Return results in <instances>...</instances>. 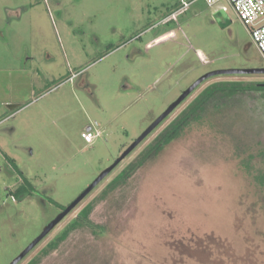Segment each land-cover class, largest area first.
I'll return each instance as SVG.
<instances>
[{
	"label": "rangeland",
	"instance_id": "rangeland-1",
	"mask_svg": "<svg viewBox=\"0 0 264 264\" xmlns=\"http://www.w3.org/2000/svg\"><path fill=\"white\" fill-rule=\"evenodd\" d=\"M0 0V264H10L199 77L264 69L229 5L202 0ZM202 83L20 264H264V113L209 103L160 134L217 83ZM217 104V103H216ZM9 106H16L11 110ZM90 127L100 136L86 144ZM27 179L35 195L15 198ZM88 210L92 227L72 222Z\"/></svg>",
	"mask_w": 264,
	"mask_h": 264
},
{
	"label": "trees",
	"instance_id": "trees-1",
	"mask_svg": "<svg viewBox=\"0 0 264 264\" xmlns=\"http://www.w3.org/2000/svg\"><path fill=\"white\" fill-rule=\"evenodd\" d=\"M240 100L243 103L246 101L257 102L259 105L256 110L260 109L264 113V84L262 85H243L241 83H217L212 85L206 91H204L189 107L180 114L168 127L160 134L157 140L152 144L150 150L144 154L142 159L137 164H132L126 171H124L115 184L120 181H124L130 176V174L136 170L151 153L160 151L165 145L169 144L173 140L177 139L180 134L189 127L192 122L197 121L205 108L209 103H213L216 107L222 108L226 102ZM217 103V104H216ZM226 105V104H225ZM264 157V151H263ZM264 184V177L261 180ZM36 191L30 182L23 178L22 183L16 187L12 192L15 198H24L27 196L35 195ZM66 206H61V210H64ZM88 210H83L76 219L72 222L71 226L77 225L92 227L88 222Z\"/></svg>",
	"mask_w": 264,
	"mask_h": 264
},
{
	"label": "water",
	"instance_id": "water-1",
	"mask_svg": "<svg viewBox=\"0 0 264 264\" xmlns=\"http://www.w3.org/2000/svg\"><path fill=\"white\" fill-rule=\"evenodd\" d=\"M264 69H218L205 73L192 83L181 95L172 102L167 109L157 117L147 129L116 159V161L108 168L103 170L96 179L79 195L71 204L65 207L54 219H52L27 247L24 249L10 264H18L25 256H27L45 237H47L54 228L73 211L141 142H143L156 128H158L168 116L189 97L202 83L208 79L219 76H245V75H262ZM11 110L16 106H9ZM91 128H86L90 131Z\"/></svg>",
	"mask_w": 264,
	"mask_h": 264
},
{
	"label": "built area",
	"instance_id": "built-area-1",
	"mask_svg": "<svg viewBox=\"0 0 264 264\" xmlns=\"http://www.w3.org/2000/svg\"><path fill=\"white\" fill-rule=\"evenodd\" d=\"M199 0H180L179 8L171 16L178 12L185 11ZM210 8L217 7L218 11L226 12V3L235 12L238 19L248 30V33L256 48L264 60V0H202ZM100 136L92 130L81 134L86 144H92Z\"/></svg>",
	"mask_w": 264,
	"mask_h": 264
},
{
	"label": "flooded vegetation",
	"instance_id": "flooded-vegetation-1",
	"mask_svg": "<svg viewBox=\"0 0 264 264\" xmlns=\"http://www.w3.org/2000/svg\"><path fill=\"white\" fill-rule=\"evenodd\" d=\"M176 10H177V9H176ZM176 10H175V11H176ZM173 13H174V11H173L172 13H170L168 16H166L165 19H168ZM183 91H184V90H183ZM183 91H181V93H182ZM181 93H180V95H181ZM27 256H28V255H27ZM27 256H25V258H26ZM25 258H23L18 264H20Z\"/></svg>",
	"mask_w": 264,
	"mask_h": 264
}]
</instances>
